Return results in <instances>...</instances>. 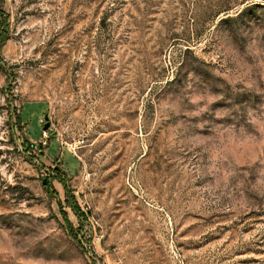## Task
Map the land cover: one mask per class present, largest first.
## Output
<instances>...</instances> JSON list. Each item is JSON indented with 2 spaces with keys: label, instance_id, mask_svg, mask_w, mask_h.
I'll return each mask as SVG.
<instances>
[{
  "label": "rangeland",
  "instance_id": "rangeland-1",
  "mask_svg": "<svg viewBox=\"0 0 264 264\" xmlns=\"http://www.w3.org/2000/svg\"><path fill=\"white\" fill-rule=\"evenodd\" d=\"M240 1L0 0V264H264Z\"/></svg>",
  "mask_w": 264,
  "mask_h": 264
},
{
  "label": "trees",
  "instance_id": "trees-1",
  "mask_svg": "<svg viewBox=\"0 0 264 264\" xmlns=\"http://www.w3.org/2000/svg\"><path fill=\"white\" fill-rule=\"evenodd\" d=\"M241 3H250L251 6L257 5L256 3H264V0H241ZM230 7H224L220 12L222 11H228ZM2 44V41H0V45Z\"/></svg>",
  "mask_w": 264,
  "mask_h": 264
},
{
  "label": "water",
  "instance_id": "water-1",
  "mask_svg": "<svg viewBox=\"0 0 264 264\" xmlns=\"http://www.w3.org/2000/svg\"><path fill=\"white\" fill-rule=\"evenodd\" d=\"M46 120H47V116H45V121H46ZM48 127H49V123L46 122V123L43 125V130H44V131L47 130ZM43 183H45V180H43Z\"/></svg>",
  "mask_w": 264,
  "mask_h": 264
}]
</instances>
